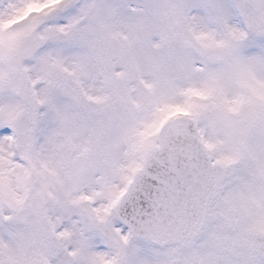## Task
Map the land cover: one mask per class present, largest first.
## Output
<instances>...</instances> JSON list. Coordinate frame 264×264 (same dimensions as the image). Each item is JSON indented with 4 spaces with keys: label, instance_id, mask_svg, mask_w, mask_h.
Segmentation results:
<instances>
[{
    "label": "snow or ice",
    "instance_id": "6c2138e0",
    "mask_svg": "<svg viewBox=\"0 0 264 264\" xmlns=\"http://www.w3.org/2000/svg\"><path fill=\"white\" fill-rule=\"evenodd\" d=\"M0 264H264V0H0Z\"/></svg>",
    "mask_w": 264,
    "mask_h": 264
}]
</instances>
